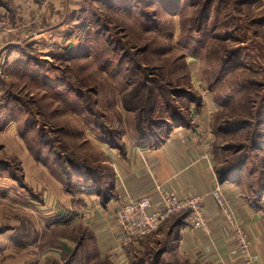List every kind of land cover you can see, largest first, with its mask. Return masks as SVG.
<instances>
[{
  "label": "rangeland",
  "instance_id": "1",
  "mask_svg": "<svg viewBox=\"0 0 264 264\" xmlns=\"http://www.w3.org/2000/svg\"><path fill=\"white\" fill-rule=\"evenodd\" d=\"M15 3L0 0V264H185L167 235L186 213L122 262L100 235L80 238L68 193L61 208L43 193L90 181L103 201L107 147L160 142L182 116L209 130L218 169L245 160L244 188L264 190V0H77L37 37Z\"/></svg>",
  "mask_w": 264,
  "mask_h": 264
},
{
  "label": "crops",
  "instance_id": "2",
  "mask_svg": "<svg viewBox=\"0 0 264 264\" xmlns=\"http://www.w3.org/2000/svg\"><path fill=\"white\" fill-rule=\"evenodd\" d=\"M73 2L77 0H16L15 6L23 7V11L27 10L25 7L33 8V19L39 20L34 33L37 37L46 30L42 24L61 20L64 7L75 5ZM113 2L131 8L136 0ZM14 32L5 38L8 43H13V39L9 40L16 34ZM123 137L116 148L110 145L107 147V152L116 155V163L110 157L104 161L111 166L112 174L106 184L107 195L103 201L95 197L94 185L90 184L88 189L82 188L74 194L67 192L61 183H57L60 192L47 188L44 190L43 197H48L46 204L54 208H61L71 196L69 206L72 203L76 211L71 224L76 227L80 238L82 234L92 232L94 239L98 234L101 242L104 240L107 245L111 243L110 246H114L108 253H116L119 261H126L127 254L117 239L114 218L121 201L147 195L157 205L161 201V190L170 189L180 197L203 196L210 232L193 228L184 218L179 225L168 227V247L169 243H174L185 264H245L231 225L211 195V190L219 184L236 220L251 240L253 264H264V190L258 192L244 188L242 178H231L220 183L213 162L208 129L193 125L192 121L186 125H174L164 140L154 144H148V141L136 136L129 137L127 141Z\"/></svg>",
  "mask_w": 264,
  "mask_h": 264
},
{
  "label": "built area",
  "instance_id": "3",
  "mask_svg": "<svg viewBox=\"0 0 264 264\" xmlns=\"http://www.w3.org/2000/svg\"><path fill=\"white\" fill-rule=\"evenodd\" d=\"M5 30H9L6 23L0 22V36L6 34L3 33ZM211 195L231 225L233 237L245 264H253L251 240L244 227L236 220L221 185H216L211 190ZM203 201L201 195L180 197L170 189L161 190V201L157 205L152 197L147 195L122 200L114 216L118 239L124 247L137 244L155 233L167 219L178 213H186V220L193 228L209 233L210 224Z\"/></svg>",
  "mask_w": 264,
  "mask_h": 264
},
{
  "label": "trees",
  "instance_id": "4",
  "mask_svg": "<svg viewBox=\"0 0 264 264\" xmlns=\"http://www.w3.org/2000/svg\"><path fill=\"white\" fill-rule=\"evenodd\" d=\"M164 1H166V2H171V3H173V4H180V1L181 0H164ZM183 92L184 93H182V96L183 95H186L187 94V92H185L184 90H183ZM184 97V96H183ZM187 97V96H186ZM191 99V96L190 97H187V100H190ZM192 100V99H191ZM193 100H195V99H193ZM174 125H186V124H188L189 123V120H186L183 116L182 117H179L178 119H176V120H174ZM151 135H143V134H141L140 136H138V138L140 139V140H143V141H149V140H151V139H148L149 137H150ZM119 143H117V145H118ZM113 145H115V144H113ZM244 164H245V160H241L238 164H236L234 167H227V168H220V169H218L216 166H215V170H216V174H217V177H218V179H219V181H220V183H224V182H226V181H228V180H230L231 178H236V180H239V179H241L242 178V174H243V166H244ZM75 170H73V172L74 173H76V172H79L81 169H78L77 168V166H75V168H74ZM86 171H88V174L90 175L92 172H94L92 169L91 170H86ZM88 174L86 175V177H88L89 178V176H88ZM85 180H88V179H85ZM89 182L90 181H87L86 183L89 185ZM107 184V183H106ZM106 184L104 185V186H101V187H99V190L101 191V193H102V195H104V196H106L107 195V186H106ZM263 191V190H262ZM258 192H261V190L260 191H258ZM184 218H185V216H183V217H181V219H179L177 222H176V224L177 225H179L182 221H184ZM177 225H175V226H177Z\"/></svg>",
  "mask_w": 264,
  "mask_h": 264
}]
</instances>
